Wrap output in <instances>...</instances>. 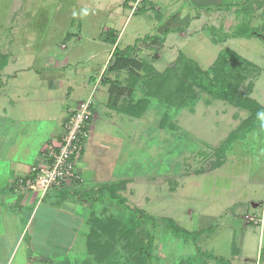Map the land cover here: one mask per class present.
<instances>
[{"label":"rangeland","instance_id":"rangeland-1","mask_svg":"<svg viewBox=\"0 0 264 264\" xmlns=\"http://www.w3.org/2000/svg\"><path fill=\"white\" fill-rule=\"evenodd\" d=\"M108 28L118 49L134 48L124 56L135 65L110 69L115 60L102 40ZM227 50L253 65L241 63L236 83L243 91L252 84L249 96L264 108V0H0V134L37 137L64 125L67 108L91 99L98 119L83 162L103 188L76 200L83 226L59 242L41 231L31 238L21 215L20 223L7 220L0 264H83L93 207L120 220L128 210L156 220L157 228L143 224L136 236L153 240L148 264H264V111L252 114L198 88L192 102L178 93L191 82L182 58L207 71ZM131 83L135 98L149 99L138 118L105 105L110 86ZM18 119L27 123L2 132ZM94 199L100 202L90 207ZM82 202L90 203L85 211ZM164 219L189 240L172 237Z\"/></svg>","mask_w":264,"mask_h":264},{"label":"trees","instance_id":"trees-1","mask_svg":"<svg viewBox=\"0 0 264 264\" xmlns=\"http://www.w3.org/2000/svg\"><path fill=\"white\" fill-rule=\"evenodd\" d=\"M236 27L237 29L239 28L238 25ZM233 36L248 37L249 35L236 32ZM107 39L112 45L116 43L114 37L108 36ZM133 51L134 48L132 47H126L124 50H120L116 46L112 52V58H114L115 62L110 69L123 70L135 65V62L124 56L125 53ZM182 63L184 75L191 81L190 84L183 85L178 91L179 94L186 95V99L183 98V100H190V102L195 100V89L198 88L212 99L222 100L237 108L251 111L252 114L262 113L264 111V108L260 107L249 96L252 92L253 85L248 84L243 91L241 90V86L236 83V77H240L242 73V69H240L242 68L241 63H244L249 68L253 67V65L233 51L227 50L220 52L213 66L207 71L200 70L185 58H182ZM165 72H169V70H165ZM242 80H244V76ZM134 91H136L134 83H131L127 87L110 86V101L107 105L121 114L135 118L140 117L147 110L149 99L147 96V98L136 99ZM115 96V99H111ZM120 98L121 101H119ZM160 124L161 126L166 125L167 118L163 117L160 120ZM113 187L115 188L116 185ZM110 188L113 189L112 187ZM102 189L99 188L98 192ZM117 189L120 190V187ZM114 191L116 189L111 191V197L115 196L116 198L117 196ZM95 201L100 202L99 200H92L90 207H93ZM116 201L117 204H123V200ZM127 212L126 218L120 220L107 207L97 212L94 207L90 210L89 218L85 221V224L88 225V233L85 236L87 253L85 254L86 260L83 261V264H125L124 261L126 263L134 261L136 264H148L153 251V240L150 239L146 242L143 239H136L137 231L143 224H148L155 229L158 226L157 222L152 217L146 215L139 216L136 211L128 210ZM163 223L164 229L172 237L184 241L189 240L190 235L188 232L179 227L172 219H164ZM121 257H123L124 261L120 259ZM127 260L129 261L127 262ZM199 263V259L195 258L186 259L183 264Z\"/></svg>","mask_w":264,"mask_h":264},{"label":"crops","instance_id":"crops-1","mask_svg":"<svg viewBox=\"0 0 264 264\" xmlns=\"http://www.w3.org/2000/svg\"><path fill=\"white\" fill-rule=\"evenodd\" d=\"M104 32L105 35L102 37V40L110 47L108 59L117 45L118 38L112 29H104ZM108 36L116 39L114 45L108 42ZM119 101H121V98ZM105 105L108 109L117 112L110 108L107 103ZM69 109L70 108H67L64 111L66 115ZM110 113L111 112H104L105 117L111 115ZM96 119H98V115L95 114L94 111L92 122ZM7 122L8 124L5 125L6 128L2 129V132L5 130L9 132L13 127L18 130L20 127L19 125L27 123L26 120L22 119ZM52 122L55 123V121ZM62 126L63 125L60 123H57L51 130H48L44 134H39L37 137L25 133L16 135L15 137L5 136V133L0 134V236L3 237L2 239L6 236L4 231L7 229V227H5L7 220L13 221V223H15V221L20 223V215L26 219V227L28 225L27 228L31 238L33 237V233L41 231L45 232L44 235L46 234L49 237L52 236L55 242H59V240H61L59 238L63 237V234H65L64 231L68 230L74 233L73 231L77 229L80 230L83 226L85 213H77L74 204L76 200H83L81 196L85 197V195L88 194L91 196L94 195L95 192H98V187L101 185L97 180V176L99 175L91 171L90 164H85L83 162L84 155L76 167V174L81 179V182L78 184L80 185L82 183L84 187L76 184L72 188L53 189L42 199H39L38 195L35 193L21 192L15 188V182L20 178L28 177L30 168L42 161L43 151L50 142L59 138L62 133ZM22 140L28 141L30 144L25 142L24 144ZM108 184L109 183H104L102 186ZM81 188L83 191H81ZM65 200H68V203H65ZM82 203L81 206L83 208V205L90 204L89 202ZM85 210L87 209L84 208V211ZM88 213L86 218H88ZM34 224L35 226H33ZM11 225L14 224H10V226ZM47 227L49 228L47 229ZM53 228L55 233H49L48 230H52ZM2 242L1 240V245Z\"/></svg>","mask_w":264,"mask_h":264},{"label":"built area","instance_id":"built-area-1","mask_svg":"<svg viewBox=\"0 0 264 264\" xmlns=\"http://www.w3.org/2000/svg\"><path fill=\"white\" fill-rule=\"evenodd\" d=\"M94 111L91 99L67 111L59 138L46 146L42 161L30 168L28 177L15 182L16 190L35 193L42 199L53 189L72 188L81 182L76 167L85 152Z\"/></svg>","mask_w":264,"mask_h":264},{"label":"water","instance_id":"water-1","mask_svg":"<svg viewBox=\"0 0 264 264\" xmlns=\"http://www.w3.org/2000/svg\"><path fill=\"white\" fill-rule=\"evenodd\" d=\"M195 6H218L223 0H189Z\"/></svg>","mask_w":264,"mask_h":264}]
</instances>
